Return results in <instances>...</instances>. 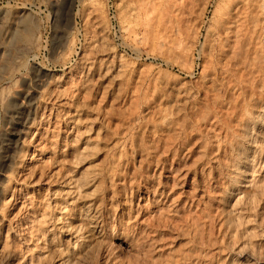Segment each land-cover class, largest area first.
I'll use <instances>...</instances> for the list:
<instances>
[{
  "label": "rangeland",
  "instance_id": "rangeland-1",
  "mask_svg": "<svg viewBox=\"0 0 264 264\" xmlns=\"http://www.w3.org/2000/svg\"><path fill=\"white\" fill-rule=\"evenodd\" d=\"M0 264H264V0H0Z\"/></svg>",
  "mask_w": 264,
  "mask_h": 264
},
{
  "label": "bare ground",
  "instance_id": "bare-ground-1",
  "mask_svg": "<svg viewBox=\"0 0 264 264\" xmlns=\"http://www.w3.org/2000/svg\"><path fill=\"white\" fill-rule=\"evenodd\" d=\"M257 21V20H256Z\"/></svg>",
  "mask_w": 264,
  "mask_h": 264
}]
</instances>
